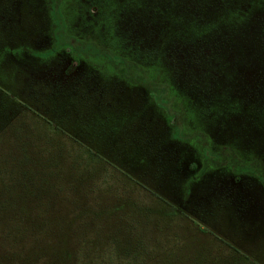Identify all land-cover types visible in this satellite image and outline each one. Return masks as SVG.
Returning <instances> with one entry per match:
<instances>
[{
	"label": "rangeland",
	"instance_id": "1",
	"mask_svg": "<svg viewBox=\"0 0 264 264\" xmlns=\"http://www.w3.org/2000/svg\"><path fill=\"white\" fill-rule=\"evenodd\" d=\"M53 1L0 0V264H264V0Z\"/></svg>",
	"mask_w": 264,
	"mask_h": 264
},
{
	"label": "trees",
	"instance_id": "2",
	"mask_svg": "<svg viewBox=\"0 0 264 264\" xmlns=\"http://www.w3.org/2000/svg\"><path fill=\"white\" fill-rule=\"evenodd\" d=\"M51 1V3L53 2L54 3V1L53 0H50ZM51 16H52V19L53 20H55V22H57V21H59L60 20V13H59V10L56 8V7H54L53 5H51ZM263 31H264V24H263ZM64 45H66L68 48H70L71 50L73 49V46H71V45H68V44H64ZM83 51L84 52H89V51H91V52H93V53H98V55L97 56H107L108 58H109V60H110V62H111V64H112V67H113V69L119 74V75H121V76H124L127 80H131V81H134V80H136L137 78V76L135 75L136 73H135V71L134 70H139V71H144V70H141L142 68H140V67H138L137 66V68L136 69H131V68H129V65H130V63L131 62H128V63H124V61H125V58H123V57H121V56H119V55H117V54H115V53H110L109 55L108 54H106L105 52L103 53V51H100V49L98 50V48L97 49H95L94 47H88V46H86V47H84L83 48ZM131 65H133V64H131ZM132 75V76H131ZM140 80H142L143 82H148L147 81V79H140ZM151 83V82H150ZM151 89H150V91H149V93H150V95L152 96V98L154 99V101L156 102V105H158V106H160L159 105V102L157 101L158 99V92H155L153 89H152V87H150ZM170 115V114H169ZM167 116V115H166ZM170 117H172V115H170ZM168 120V119H167ZM174 133H175V131L173 132V136H174ZM175 135H177L176 133H175ZM180 138H184L185 139V137H180ZM25 161H27V159H24ZM228 162L230 163V165H231V167H232V169L234 170V171H246V172H250V169L248 168L247 169V166L245 167V165L243 164V163H241V161H240V159L236 156V155H234L233 153H232V151H230V153L228 154ZM36 167V166H35ZM37 171V170H36ZM252 173H253V171H251ZM7 174V173H6ZM3 178H9V179H7V184H4V187H5V189H8V188H10V187H19V184H20V186H22V187H25L26 185H25V180H26V178L28 179V178H30V177H25V178H22V179H17V181H20V182H17L16 180H13V179H11V175L10 176H8V175H6L5 177H3V176H0V182L1 183H3L2 181H4L5 179H3ZM16 178H18V177H16ZM4 188H3V190L7 193V196H8V191L7 190H5ZM22 190V189H21ZM0 197H2V196H0ZM1 201L3 200V206L4 207H6V208H10V198H8V199H4L3 197L0 199ZM13 212V210H1V208H0V227H2L1 225H3L2 223H3V221H4V218H3V216H7L8 214L11 216V219L14 217V219H15V214H13L12 213ZM14 219L11 221L12 223L14 222ZM16 220V219H15ZM18 228V227H17ZM16 231H18V234H21L24 230L22 229H20V231L18 230V229H15ZM9 240H11V239H9ZM142 249V248H141ZM13 258L14 257H11L10 259L11 260H13ZM16 261H18V259L16 260ZM95 261H98L97 259L95 260ZM104 261H107V263H103ZM103 261V259H102V261H100L101 262V264H109V260H107L106 258H105V260Z\"/></svg>",
	"mask_w": 264,
	"mask_h": 264
}]
</instances>
